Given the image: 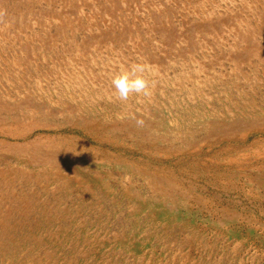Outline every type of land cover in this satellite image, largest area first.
Wrapping results in <instances>:
<instances>
[{"label": "rangeland", "instance_id": "obj_1", "mask_svg": "<svg viewBox=\"0 0 264 264\" xmlns=\"http://www.w3.org/2000/svg\"><path fill=\"white\" fill-rule=\"evenodd\" d=\"M0 264H264V0H0Z\"/></svg>", "mask_w": 264, "mask_h": 264}, {"label": "clouds", "instance_id": "obj_2", "mask_svg": "<svg viewBox=\"0 0 264 264\" xmlns=\"http://www.w3.org/2000/svg\"><path fill=\"white\" fill-rule=\"evenodd\" d=\"M153 71L144 62H134L115 73L111 84L117 99L127 102L131 97H135L138 101L141 98H149L152 95V85L146 73ZM132 118L135 119L137 126H143V119L135 116Z\"/></svg>", "mask_w": 264, "mask_h": 264}]
</instances>
